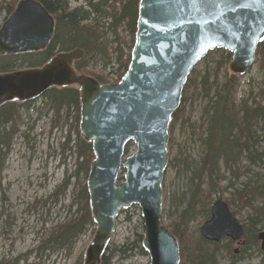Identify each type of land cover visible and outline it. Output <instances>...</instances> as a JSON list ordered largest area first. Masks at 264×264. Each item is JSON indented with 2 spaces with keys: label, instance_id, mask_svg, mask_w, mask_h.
Instances as JSON below:
<instances>
[{
  "label": "water",
  "instance_id": "obj_1",
  "mask_svg": "<svg viewBox=\"0 0 264 264\" xmlns=\"http://www.w3.org/2000/svg\"><path fill=\"white\" fill-rule=\"evenodd\" d=\"M136 4L130 61L119 81L103 83L77 71L74 64L84 55L80 47L58 51L41 65L0 71V107L35 100L50 88L78 92L79 135L93 156L85 188L95 224L81 264H100L117 216L132 205L140 208L141 247L150 264L180 263L178 239L162 217L172 115L188 75L208 51L232 53L228 66L238 77L254 64L264 39V0H224L212 12L197 10L190 0ZM12 9L0 25V56L43 51L52 41L55 18L39 0H18ZM128 142L135 149L125 153ZM209 215L201 237L217 243L242 238L243 227L223 200L212 203ZM257 238L264 252V229Z\"/></svg>",
  "mask_w": 264,
  "mask_h": 264
},
{
  "label": "rangeland",
  "instance_id": "obj_2",
  "mask_svg": "<svg viewBox=\"0 0 264 264\" xmlns=\"http://www.w3.org/2000/svg\"><path fill=\"white\" fill-rule=\"evenodd\" d=\"M17 1L0 0V25L10 14L7 8L12 9ZM97 1L91 0L93 4ZM124 2L108 0L106 6L100 5L98 12H91V18L81 23L92 27L101 44L105 45L107 56L98 52L87 55V62L77 71L88 73L97 80L100 78L103 83L120 78L132 48L134 36H131L127 19L120 21L113 29L110 26L111 17L105 15L119 11ZM68 7L69 10L75 7L83 10L90 8L88 0H69ZM29 55L25 56L26 59H30ZM231 55L223 48L208 51L195 64L184 84L178 107L180 110L168 128V165L161 184L162 217L167 227L178 221L188 207L193 185L191 175L200 165L205 149L202 139L209 121L205 110L216 100L217 93H224L223 83L234 75L228 66ZM263 55L258 45L254 64L244 75L236 76L227 105L237 109L242 105L264 103ZM34 59L38 60L37 57ZM8 103H16L17 114L4 127L0 125V133L12 127L16 130L8 148L0 143V264H81L83 252L95 232V224H87L70 247L51 246L48 242L52 232L72 219L77 213L76 209L84 203L78 194L80 186L86 182V175L83 171L73 174L77 161L76 144L82 139L75 107L64 104L55 116V105L44 94L30 101L28 106L22 105L26 102ZM2 106L0 115L8 110ZM67 136L68 147H64L62 144ZM252 138L253 150L262 154L260 160L251 162L241 157L239 172L235 176L220 160L218 187L210 188L205 178L202 197L196 204L195 212L185 223H181L185 227L183 244L188 252L209 256L212 264H264V252L260 249L259 241L253 244L246 234L242 237V245L230 238L220 243L210 242L200 235V227L210 218V208L216 199L227 203L230 213L242 225L257 213L261 216V224L256 226L255 233L264 229V117L257 120ZM134 149L135 145L131 143L128 152ZM123 172L118 173V181L123 178ZM66 177L69 179L63 186ZM255 182L259 184L262 194L257 191L249 194ZM229 183H233L232 186ZM142 233V218L137 205L126 208L118 215L115 233L109 244L115 249L112 256L114 264H150L138 240ZM43 244L45 247H42Z\"/></svg>",
  "mask_w": 264,
  "mask_h": 264
},
{
  "label": "trees",
  "instance_id": "obj_3",
  "mask_svg": "<svg viewBox=\"0 0 264 264\" xmlns=\"http://www.w3.org/2000/svg\"><path fill=\"white\" fill-rule=\"evenodd\" d=\"M42 2L45 8L52 14L55 18V31L52 37V41L47 45L45 49L41 52H36L33 54H27L30 59H26L27 55H8L0 57V71H11L12 69H20L23 67H33L36 65H41L44 63L48 57L54 55L58 51L70 50L75 47L82 48L84 52V57L76 60L74 66L75 69L81 70L84 64L87 62V55L100 53L104 57L107 56V50L105 45H102L98 35L94 34L92 27L89 24H81L83 21L91 18V12L95 13L99 11V6H106L108 0H98L93 4L91 0H88L89 9H82L81 7H75L69 10L68 1L69 0H39ZM113 1V0H110ZM116 1V0H114ZM137 1L138 0H125L123 5L120 7L119 11H112L111 13H106V16L111 17L110 26L113 29L116 28L117 24L123 19H127V25L131 36H133L135 30L136 21V11H137ZM10 11L12 9H8ZM108 14V15H107ZM260 50L264 54V39L259 44ZM86 53V54H85ZM88 56V57H89ZM264 56V55H263ZM37 57L38 60L34 59ZM264 59V57H263ZM98 80H101L98 78ZM237 77L231 75L227 81L223 83L224 93L216 94V100H214L205 110L208 114V124L206 126V133L203 140L205 145L204 153L200 158V165L192 172L191 183L193 184L190 189V199L188 202V207L185 209L184 213L181 215L178 221L172 223L171 230L173 234L179 238V248H180V264H212L211 258L209 256H200L198 254H193L188 252V248L183 244L185 238L182 237L184 234L185 227L181 226V223H185L187 218H190L196 210V204L200 201L202 197V184L204 179H207L210 188L218 187V163L223 161L225 168L232 172L235 176L239 171V161L241 157L249 159L251 162L255 159L260 160L262 154L256 153L252 148V136L257 124V120L264 117V103H258L255 105H242L235 109L231 105H227L230 99V94L233 93V89L236 83ZM102 81V80H101ZM48 96L52 103L55 105L53 114L57 116V112L62 105H74L76 110V120H79L78 114V92L74 87L67 88H50L45 91L44 96ZM30 102H26L22 105L28 106ZM16 103H6L2 107L8 108L6 112L0 115V125L4 127V124L9 120H14L16 118L17 109L15 107ZM177 108L172 115V119L175 120L178 111ZM15 128L12 127L9 130L4 129L0 133V143H2L6 148L9 147L11 143L12 136L15 133ZM69 136H67L66 141L62 144L64 147H68ZM131 143L127 144L125 152H128V148ZM77 149L75 151L77 161L75 163L76 169L74 170V175L83 171L87 176L88 164L91 160L92 149L91 145L84 142L82 139L78 140L76 144ZM81 158V161L79 159ZM2 160L0 159V164ZM69 178H65L63 181V186L67 183ZM123 179V178H121ZM233 184V183H232ZM229 183L230 186H232ZM79 197L84 199L83 206L77 208V213L72 219L64 222L62 225L58 226V229L53 231L50 238L48 239L51 246L56 245H67L70 247L73 240L83 232L87 224H92L93 222L90 218V211L88 210V199H87V189L85 188V183L80 186ZM256 189V190H254ZM249 194L255 193V191L262 194L259 184L255 182V185L251 187ZM229 203H232L229 201ZM122 212V211H121ZM261 216L257 213L254 217L246 221L244 225V235L246 234L248 239H251L253 244H256L257 237L255 229L257 225H260ZM264 227V226H263ZM183 228V229H181ZM141 236H138V240L141 241ZM42 247H45L43 244ZM115 253V249L107 246L105 254L101 257L100 264H114L112 262V256ZM187 256V258H186Z\"/></svg>",
  "mask_w": 264,
  "mask_h": 264
},
{
  "label": "snow or ice",
  "instance_id": "obj_4",
  "mask_svg": "<svg viewBox=\"0 0 264 264\" xmlns=\"http://www.w3.org/2000/svg\"><path fill=\"white\" fill-rule=\"evenodd\" d=\"M224 0H190V4L197 8V10H204L206 12L214 11L220 3Z\"/></svg>",
  "mask_w": 264,
  "mask_h": 264
},
{
  "label": "flooded vegetation",
  "instance_id": "obj_5",
  "mask_svg": "<svg viewBox=\"0 0 264 264\" xmlns=\"http://www.w3.org/2000/svg\"><path fill=\"white\" fill-rule=\"evenodd\" d=\"M239 223H240V222H239ZM241 225H242V224H241ZM242 227H243V230H245V229H244V225H242ZM257 232H258V231H257ZM257 232H256V234H257ZM244 233H245V231H243V236H244ZM243 236H242V237H243ZM256 237H257V235H256ZM227 238H229V237H227ZM231 240H232V239H231ZM257 240H258V238H257ZM233 241H234V240H233ZM235 241H236V240H235ZM242 241H243V239L241 238L239 241H237V243L242 245V244L244 243V241H243V242H242ZM258 241H259V240H258ZM213 242H214V241H213ZM241 242H242V243H241Z\"/></svg>",
  "mask_w": 264,
  "mask_h": 264
}]
</instances>
